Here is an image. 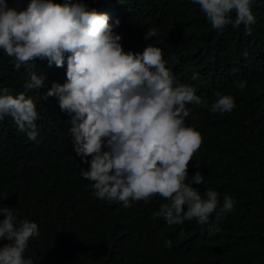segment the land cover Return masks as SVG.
Wrapping results in <instances>:
<instances>
[{"label": "trees", "instance_id": "1", "mask_svg": "<svg viewBox=\"0 0 264 264\" xmlns=\"http://www.w3.org/2000/svg\"><path fill=\"white\" fill-rule=\"evenodd\" d=\"M29 2L9 0L21 9ZM84 2L107 13L110 23L120 21L114 32L122 36L125 51L160 46L166 67L209 100L207 109H194L186 119L203 135L189 165V180L199 170L204 182L193 186L201 194L212 189L221 203L225 195L236 203L210 236L209 225L195 220L170 226L154 217L166 202L158 196L131 208L96 198L81 175L89 165L74 150L72 114L60 109L56 97L39 99L37 92H28L23 68L17 71L15 60L0 50V88L36 97L39 111V143L18 132L10 118L0 121V200L6 197L0 204L39 226L26 258L34 264H264V0H253L251 35L244 34L243 25L218 33L190 0ZM149 28L158 36L146 39ZM33 67L47 77L41 96L53 82H66V61L56 67L36 59ZM193 73L200 79L193 81ZM238 80H247L244 90L236 88ZM217 91L234 96L231 113H211Z\"/></svg>", "mask_w": 264, "mask_h": 264}, {"label": "clouds", "instance_id": "2", "mask_svg": "<svg viewBox=\"0 0 264 264\" xmlns=\"http://www.w3.org/2000/svg\"><path fill=\"white\" fill-rule=\"evenodd\" d=\"M190 2L199 6L218 33L229 25H243L244 34H252L253 0ZM119 24L118 19L110 23L107 13L90 9L84 0H30L22 9L0 0V50L15 60L17 71L23 68L28 92H37L39 99L56 97L60 109L72 114L74 150L89 165L81 175L96 198L131 208L158 196L166 202L154 217L170 226L195 220L209 225L208 233L214 235L236 201L225 195L221 203L220 194L212 189L201 194L193 186L204 182L199 170L189 180V165L203 135L195 122L186 123L194 109H207L209 100L166 67L160 46L125 51L122 36L114 32ZM155 36V28L145 34L146 39ZM243 55L247 57V51ZM36 59H47L56 67H64L66 61V82H53L41 96L47 77L35 71ZM191 79L199 80V73ZM247 83L238 80L235 86L244 90ZM214 97L211 113L223 115L235 109L233 95L217 91ZM5 117L18 132L39 143L36 97L0 88V121ZM0 214V264H34L25 254L30 240L39 236L38 224L18 218L14 207L0 204Z\"/></svg>", "mask_w": 264, "mask_h": 264}]
</instances>
